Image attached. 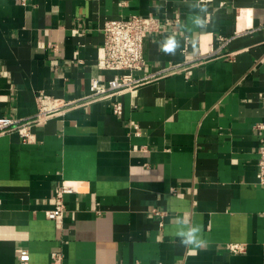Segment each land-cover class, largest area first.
I'll list each match as a JSON object with an SVG mask.
<instances>
[{"label": "crops", "instance_id": "crops-1", "mask_svg": "<svg viewBox=\"0 0 264 264\" xmlns=\"http://www.w3.org/2000/svg\"><path fill=\"white\" fill-rule=\"evenodd\" d=\"M133 15L157 21L142 84L0 135V264H264V0H0V115L110 79L104 24Z\"/></svg>", "mask_w": 264, "mask_h": 264}, {"label": "built area", "instance_id": "built-area-1", "mask_svg": "<svg viewBox=\"0 0 264 264\" xmlns=\"http://www.w3.org/2000/svg\"><path fill=\"white\" fill-rule=\"evenodd\" d=\"M25 1V0H23ZM154 17H140L133 15L128 18L111 19L105 22L103 27L104 42L99 48L97 66L104 71L112 72V77L103 81L99 78H92L89 86V93L79 99L65 100L52 95L40 93L38 95V112L31 118H14L0 115V135L19 133L24 141L32 137V128L37 123L43 122L50 117L57 115L67 107L73 106L82 101H94L111 97L118 93L134 89L142 84L146 78L134 74V71L142 68L144 63L143 47L148 33L156 24ZM122 110L120 102H116L113 112L119 114ZM259 128H264V121L260 122ZM259 178L264 184V146L259 150ZM74 188L63 183L54 193L56 205L46 212L48 219L61 222L65 216V194L71 193ZM232 251H240L239 245H231ZM60 252L53 251L52 258L60 259ZM19 264H28L30 253L27 249H19Z\"/></svg>", "mask_w": 264, "mask_h": 264}, {"label": "clouds", "instance_id": "clouds-1", "mask_svg": "<svg viewBox=\"0 0 264 264\" xmlns=\"http://www.w3.org/2000/svg\"><path fill=\"white\" fill-rule=\"evenodd\" d=\"M177 42L174 38H169L163 45L162 50L165 53L168 54H174L176 48H177ZM199 231L198 228H189L186 232L181 231L178 233L179 236H181L182 243L184 245H196L199 246L198 240H197V232Z\"/></svg>", "mask_w": 264, "mask_h": 264}]
</instances>
